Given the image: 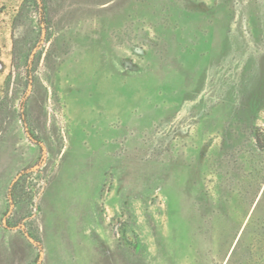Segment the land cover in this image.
<instances>
[{
	"label": "rangeland",
	"instance_id": "1",
	"mask_svg": "<svg viewBox=\"0 0 264 264\" xmlns=\"http://www.w3.org/2000/svg\"><path fill=\"white\" fill-rule=\"evenodd\" d=\"M0 63L29 264H264V0H0Z\"/></svg>",
	"mask_w": 264,
	"mask_h": 264
},
{
	"label": "crops",
	"instance_id": "2",
	"mask_svg": "<svg viewBox=\"0 0 264 264\" xmlns=\"http://www.w3.org/2000/svg\"><path fill=\"white\" fill-rule=\"evenodd\" d=\"M4 238V244L0 246V264H29L35 260L37 252L32 247H24L22 236L4 231L0 239L4 240ZM10 238L15 241L8 242Z\"/></svg>",
	"mask_w": 264,
	"mask_h": 264
},
{
	"label": "water",
	"instance_id": "3",
	"mask_svg": "<svg viewBox=\"0 0 264 264\" xmlns=\"http://www.w3.org/2000/svg\"><path fill=\"white\" fill-rule=\"evenodd\" d=\"M0 68H2V64H0Z\"/></svg>",
	"mask_w": 264,
	"mask_h": 264
},
{
	"label": "trees",
	"instance_id": "4",
	"mask_svg": "<svg viewBox=\"0 0 264 264\" xmlns=\"http://www.w3.org/2000/svg\"><path fill=\"white\" fill-rule=\"evenodd\" d=\"M0 64H2V63H0ZM3 66V65H2Z\"/></svg>",
	"mask_w": 264,
	"mask_h": 264
}]
</instances>
